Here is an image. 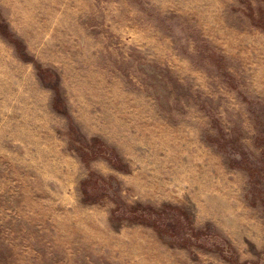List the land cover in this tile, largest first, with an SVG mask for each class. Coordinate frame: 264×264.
<instances>
[{
  "label": "rangeland",
  "instance_id": "1",
  "mask_svg": "<svg viewBox=\"0 0 264 264\" xmlns=\"http://www.w3.org/2000/svg\"><path fill=\"white\" fill-rule=\"evenodd\" d=\"M0 264H264V0H0Z\"/></svg>",
  "mask_w": 264,
  "mask_h": 264
}]
</instances>
